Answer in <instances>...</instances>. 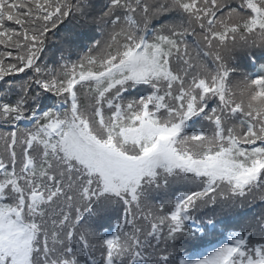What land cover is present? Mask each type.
<instances>
[{
  "label": "snow or ice",
  "instance_id": "obj_1",
  "mask_svg": "<svg viewBox=\"0 0 264 264\" xmlns=\"http://www.w3.org/2000/svg\"><path fill=\"white\" fill-rule=\"evenodd\" d=\"M0 264H264V0H0Z\"/></svg>",
  "mask_w": 264,
  "mask_h": 264
},
{
  "label": "trees",
  "instance_id": "obj_2",
  "mask_svg": "<svg viewBox=\"0 0 264 264\" xmlns=\"http://www.w3.org/2000/svg\"><path fill=\"white\" fill-rule=\"evenodd\" d=\"M113 230H114V224H113Z\"/></svg>",
  "mask_w": 264,
  "mask_h": 264
}]
</instances>
